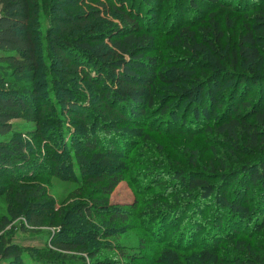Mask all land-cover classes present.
<instances>
[{
    "label": "rangeland",
    "instance_id": "obj_1",
    "mask_svg": "<svg viewBox=\"0 0 264 264\" xmlns=\"http://www.w3.org/2000/svg\"><path fill=\"white\" fill-rule=\"evenodd\" d=\"M89 5H93L90 0H81L78 6ZM207 6L198 2L200 11L193 12L189 0H166L156 11L142 7V21L156 37L151 54L158 58L165 81L155 82L150 99L147 98L151 105H143L138 116L131 118L128 113L130 118L115 126L112 136L124 154L116 158L112 171L120 173L123 180L111 194L104 195L97 189L99 184L94 179L102 176L101 170L89 169L85 173L77 165L65 169L56 165L55 158L61 150L64 156L72 150L78 125L72 116L65 114L62 133L47 140L32 135L34 124L20 119L13 121L15 132L22 135L28 161L24 162L27 167L24 171L14 166V175L0 171V264H11L3 255V249L9 245L20 250V264H171L163 257L166 250L174 252L182 264H217L214 258L206 261L204 254L230 258L241 252L234 250L233 241L243 239L254 245L264 239V233L257 228L264 223V192L256 186L241 191L240 180L233 177L228 185L220 186L223 173L240 168L234 173L242 175V167L247 162H256L264 152L250 146L245 129L239 131L235 140L216 132L208 133L198 123H192L195 107H204L208 94L205 89L200 96L193 95L190 99L183 91L193 88L198 79L205 81L214 65L219 64L225 71L217 85H211L216 100H222L226 106L239 83L242 87L236 101L255 103L263 99L264 25H255L263 55L256 69L259 77L247 76V82H240V75L247 68L232 67L230 52L235 37L218 44L217 53L210 49L195 53L173 45L175 34L183 26L197 27V16L206 17L209 14L206 11L215 8ZM152 14L156 16L155 22L149 18ZM100 20L112 26L110 36H116L122 27L110 14L102 13ZM80 32L77 27L64 33L75 37ZM44 79L46 102L51 108L58 107L61 98L63 107L64 96H69L73 103L79 100L81 106L87 107L92 118L101 111L93 86L81 77L57 83H48L53 79L51 75ZM74 90L84 99L74 98ZM165 107L172 109L170 114L164 115ZM218 111L222 108L216 109L208 120L213 117V122ZM245 111L246 106H240L239 112ZM183 120L187 125L182 127ZM192 151L197 153L196 162L192 161ZM180 174L190 182L200 179L212 185L217 196H206L205 190H190L181 183ZM25 185L30 186L28 191L40 190L42 197L19 204L15 193ZM226 188L228 193H223ZM34 202L48 212L45 226L29 223V207ZM236 205L245 206L249 216L245 217L240 210L231 211ZM5 217L10 222L3 226ZM65 220L69 224L66 230L61 228ZM55 239L76 240L82 244L81 249L91 251L53 253L57 250Z\"/></svg>",
    "mask_w": 264,
    "mask_h": 264
},
{
    "label": "trees",
    "instance_id": "obj_2",
    "mask_svg": "<svg viewBox=\"0 0 264 264\" xmlns=\"http://www.w3.org/2000/svg\"><path fill=\"white\" fill-rule=\"evenodd\" d=\"M80 1L0 0V171L14 175V166L22 171L27 168L24 165L28 161L26 146L22 135L15 132L14 120L34 124L32 135L47 140L54 134L58 136L62 133L63 116L68 114L78 125L71 142L72 150L67 156L61 150L55 158L56 165L62 169L77 165L85 173L89 169L101 170L102 176L94 180L96 185L99 184L98 191L109 195L123 180L120 173L112 171L115 170L116 158L124 154V149L112 136L115 126L130 118L129 114L131 118L138 116L139 111H143V105H151L149 99L155 82L165 81L158 58L151 54L155 50L156 37L150 31V26L143 23L141 9L156 11L166 0H90L93 5L86 8L78 6ZM198 2H204L207 8V5L215 8L207 10L209 14L206 17L197 16V27L183 26L175 34L173 45L195 53H204L209 49L217 53L215 49L218 44L226 38L231 40L235 37L236 42L230 52L232 67L239 68L240 65L247 68L239 81H245L247 76L259 77L256 69L263 55L255 25H264V0H189L193 12L200 11ZM102 13L113 15L121 23L116 36H110L112 26L100 20ZM149 18L154 22L156 20L153 14ZM77 27L81 29L77 36L65 35L66 30L71 33ZM106 38L109 39L107 42ZM224 71L225 68L215 64L205 81L198 79L193 88L183 90L190 99L193 95L200 96L205 89L208 94L204 107H195L192 123H198L208 133L216 132L235 140L239 131L245 129L249 134L250 146L257 152H264V95L255 103L236 101L242 87V83H239L237 91L232 93L224 106L222 100H216V92L211 87L217 85ZM49 75L53 79L48 83L81 77L93 86L101 111L96 116L93 114L92 118L87 107L81 106L79 100L73 103L69 96H64L63 107L61 98L59 106L51 108L46 102L47 80L44 79ZM58 76L61 77L59 81L56 80ZM181 76L185 77L183 74ZM263 93L261 91V95ZM74 95V98L84 99L75 90ZM242 105L246 106L245 113L239 112ZM221 108L213 122V117L209 121L208 117ZM171 110L165 107L164 115L170 114ZM247 121L250 123H245ZM50 125L54 127L51 130ZM180 125L186 126L187 121L183 120ZM60 147L63 148L62 145ZM196 159L197 153L192 151V161L196 162ZM236 170L240 168H231L223 173L220 186L228 185L230 177H233V180H240L241 191L256 186L264 192V153L256 162H247L241 169L242 175L234 173ZM179 178L190 190H205L204 195L217 196L215 188L203 180L190 182L183 174ZM29 187L21 186L15 193L19 204L42 197L40 190L28 191ZM228 191L229 188L223 189V193ZM40 205L34 202L29 207V223L36 227L45 226L49 219L47 210L39 208ZM234 210L231 209L234 213L240 210L245 217L249 216L245 206L239 208L236 205ZM9 222L10 218H3V226ZM61 226L64 230L69 228L66 220L61 222ZM257 228L264 233V223ZM232 243L234 250L241 252L230 258H216L206 253V261L214 258L217 264H264V239L254 245L243 239ZM80 246L82 244L76 240L55 239L54 247L57 250L53 253L91 251ZM3 255L11 264H20L18 260L21 254L16 246L4 248ZM163 257L171 264H182L170 250H166Z\"/></svg>",
    "mask_w": 264,
    "mask_h": 264
}]
</instances>
